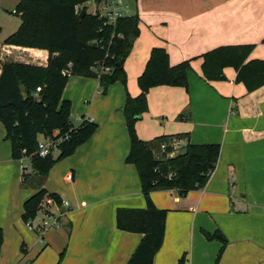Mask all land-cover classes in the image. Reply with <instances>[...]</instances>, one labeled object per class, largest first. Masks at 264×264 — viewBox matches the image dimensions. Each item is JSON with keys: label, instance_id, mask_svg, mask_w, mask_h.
<instances>
[{"label": "crops", "instance_id": "obj_1", "mask_svg": "<svg viewBox=\"0 0 264 264\" xmlns=\"http://www.w3.org/2000/svg\"><path fill=\"white\" fill-rule=\"evenodd\" d=\"M137 1L126 2L131 15L137 12L139 35L124 62L125 85L116 82L103 96L98 81L75 78V87L67 83L62 94L71 103L78 96L87 104L91 99L80 105L76 125L91 119L97 127L43 183L62 204L45 198L46 211H57L63 226L46 231L40 247L21 218L23 203L36 190L21 186L27 172L12 159L0 123V264H58L62 253L59 264H127L142 234L118 230L116 212L145 209L146 201L134 165L125 162L130 140L123 107L127 95L140 93L137 79L153 48L164 49L171 66L190 61L188 89L151 88L148 110L134 125L137 138L181 135L172 141L218 145L219 155L201 189L185 196L175 190L150 194L152 204L167 211L152 264H264V85L248 92L230 67L223 70L225 80L206 81L200 57L217 47L250 45L247 60L264 61V0H148L144 11ZM4 39L0 73L3 63L47 65V51L3 45ZM215 232L226 240L218 260L220 241L206 239Z\"/></svg>", "mask_w": 264, "mask_h": 264}, {"label": "trees", "instance_id": "obj_2", "mask_svg": "<svg viewBox=\"0 0 264 264\" xmlns=\"http://www.w3.org/2000/svg\"><path fill=\"white\" fill-rule=\"evenodd\" d=\"M92 0H19L14 14L20 19L18 29L2 42L3 45L45 50L50 55L46 66L3 63L0 73V123L5 140L11 146L13 160L28 158L32 173H23L21 186L36 192L23 203L22 221H33L47 198L59 207L57 195L42 188L50 169L61 160L74 154L95 132L97 125L82 120L76 127L69 120L71 103L62 99L68 77L94 78L99 82L100 93L105 95L116 82L126 83L124 62L134 40L139 35L138 17L131 15L105 25L98 16L87 13L82 6ZM98 1V0H93ZM82 6V7H80ZM78 7V11H76ZM81 20L77 17L81 11ZM99 42H102L99 44ZM104 45V47L102 46ZM253 47L250 45L222 46L202 54V78L206 81H223L224 68L236 71L237 83L248 92L264 85V61L247 60ZM57 53L56 57H51ZM190 61L171 66L168 54L162 48H153L144 71L137 79L140 93L126 96L123 107L130 149L125 162L134 165L145 209H119L116 212L118 230L142 234V239L127 264H152L162 245L166 210L157 209L150 194L156 191L175 190L185 196L189 191L205 186L215 169L219 155L218 145L184 146L182 153L169 156L173 139L181 135L159 137L152 141L137 138L134 125L147 112V94L158 86L188 89ZM106 67L109 71L98 75L93 68ZM36 88H40L36 92ZM58 129L68 139L58 146V154L40 157L36 153L37 135H50ZM165 145L157 150L154 142ZM24 169V168H23ZM25 170V169H24ZM207 240L221 243L217 260L225 246L224 237L215 232L206 233ZM2 234L0 231V247ZM63 256H59L58 264ZM183 264V260L179 261Z\"/></svg>", "mask_w": 264, "mask_h": 264}, {"label": "rangeland", "instance_id": "obj_3", "mask_svg": "<svg viewBox=\"0 0 264 264\" xmlns=\"http://www.w3.org/2000/svg\"><path fill=\"white\" fill-rule=\"evenodd\" d=\"M130 1L134 2L135 0H130ZM18 2H19V0H0V32H1L0 33V40H3L4 38H7L12 33V30H13L14 26L20 23L19 16L17 14L13 13L15 8H16V5L18 4ZM147 2H148V0H139V1H137V4H138L139 9L141 11H144V9L148 10V6L149 5H148ZM82 6L86 7L87 13H91L96 8V4L93 1H89V2L85 3ZM82 6H80V7H82ZM133 12H134V15H135V13H137L136 10H134ZM69 76L70 75L68 74L67 77H69ZM75 78H84V77H74V78L72 77L71 80L69 79L67 81V83L69 84V87L71 85H72V88L75 87L74 83L72 82V81L75 80ZM92 79H94V78H92ZM94 80H96V79H94ZM99 90H100V87H99ZM74 93H75V90H74ZM80 98H81V96H78V97H76V99H75V101L73 103L70 102L71 103V108H70L69 120H70V122L72 123V125L74 127L77 126L76 125L77 124V118H78L77 116L80 115L78 113L80 105L86 107V106H89V104L91 102V99H89L88 97H86V99L90 100V101H88L89 102L88 104H87V101L85 99H82V98L80 99ZM58 133H59V130L55 129V130H53L50 133V135H40L39 134V135H37V141L41 140L43 137H47V136L53 137V135L58 134ZM178 145H180V144L178 143ZM183 150H184V146H179L178 149L176 150V153H173V154L170 153L169 156H174V155H177L179 153H182ZM55 151L56 152H53V154H52L54 157L58 154V152H57L58 150H55ZM19 161H21V164L23 165V167H25L24 172H27L28 174H31L32 171H31V168H30L29 159L28 158H24V159L19 160ZM28 189L36 190V189H33L30 186L28 187ZM47 206H48V204L46 203V201L44 199L42 201V203H41L42 209L44 208V212H43L44 214H41V212L38 213L37 218H35L34 221L31 223L33 227H36L41 222V219H42V217H44L45 213L48 212V211H46L47 210ZM56 214H57V211H55V216H56ZM45 220H46V222L48 224L52 223L51 219H45ZM24 225H25V228L33 235L35 241L37 242V246H39V247L41 246V244H38L39 240L42 241V245H43L44 244V241L42 239L43 233L39 234V233H36L35 231H30L28 229V223H24ZM62 226H63V223H62V220H61V222H59V228H57V229H62ZM51 229L57 230L56 228H51ZM17 251H18V249H17Z\"/></svg>", "mask_w": 264, "mask_h": 264}, {"label": "built area", "instance_id": "obj_4", "mask_svg": "<svg viewBox=\"0 0 264 264\" xmlns=\"http://www.w3.org/2000/svg\"><path fill=\"white\" fill-rule=\"evenodd\" d=\"M93 2L96 4V8L91 12V14L98 16V18L101 19L105 25H114L117 20L131 16L126 3L127 0H98ZM78 9L79 8L76 7V11H78ZM101 43L102 42H99V44ZM102 46L104 47V45ZM92 71L97 72L98 75H101L108 72L109 68L98 67L97 69L93 68ZM39 91L40 88H36V92ZM86 121L92 122L91 119H86ZM67 139L68 135H60V132L53 135V137H43L41 140L37 141L36 153L40 157H45L47 155L53 154V152H56L55 150H58V146ZM171 147L173 149L171 153H176V150L179 147L178 141H172ZM160 149L164 150L165 145H160ZM45 219H51L52 223L48 224ZM31 223V221L28 222V229L39 234L43 233V235L51 228H59L58 218L50 212L45 213L44 217H42L41 219V222L36 227H33Z\"/></svg>", "mask_w": 264, "mask_h": 264}, {"label": "water", "instance_id": "obj_5", "mask_svg": "<svg viewBox=\"0 0 264 264\" xmlns=\"http://www.w3.org/2000/svg\"><path fill=\"white\" fill-rule=\"evenodd\" d=\"M84 14H85V12L82 10V11L80 12V14L78 15L77 19H78V20H81L82 17L84 16ZM65 76H68V73H65ZM154 145H155V148H156L157 150H160V144H159V142L155 141V142H154Z\"/></svg>", "mask_w": 264, "mask_h": 264}]
</instances>
